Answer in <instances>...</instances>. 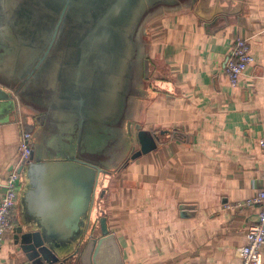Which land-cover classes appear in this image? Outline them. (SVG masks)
I'll return each instance as SVG.
<instances>
[{"label": "crops", "instance_id": "1", "mask_svg": "<svg viewBox=\"0 0 264 264\" xmlns=\"http://www.w3.org/2000/svg\"><path fill=\"white\" fill-rule=\"evenodd\" d=\"M208 23L216 24L207 30ZM155 24L149 29L154 81L150 77L142 90L140 120L157 147L106 175L97 189V207L103 202L102 216L119 248L107 264H241L260 207L236 205L263 188L264 0H200ZM238 37L248 40L254 63L234 88L224 70ZM5 66L0 59L2 78ZM10 97L0 85V195L19 162L25 129ZM26 129L35 135L33 127ZM28 189L24 173L0 264H30L15 232ZM96 212L92 229L99 234ZM261 258L264 264V248Z\"/></svg>", "mask_w": 264, "mask_h": 264}, {"label": "water", "instance_id": "2", "mask_svg": "<svg viewBox=\"0 0 264 264\" xmlns=\"http://www.w3.org/2000/svg\"><path fill=\"white\" fill-rule=\"evenodd\" d=\"M199 1L0 0V85L31 134L30 160L17 169L29 189L15 230L30 264H107L118 254L96 192L106 175L157 147L140 120L149 26ZM124 129L140 149L121 168Z\"/></svg>", "mask_w": 264, "mask_h": 264}, {"label": "built area", "instance_id": "3", "mask_svg": "<svg viewBox=\"0 0 264 264\" xmlns=\"http://www.w3.org/2000/svg\"><path fill=\"white\" fill-rule=\"evenodd\" d=\"M253 63L254 58L251 55L248 40L236 38L233 52L228 58L224 70L232 87L239 86L242 77ZM260 147L264 156V139L260 140ZM19 150L18 164L9 171L1 185L3 193L0 195V243L7 231L11 230L15 224L20 191V174L17 169L22 163H27L30 160L32 153L30 133L22 131ZM262 181L263 188L255 199L247 201L245 204L236 205L238 207L251 205L260 207L258 221L247 229L246 245L241 249V264H261V250L264 248V173Z\"/></svg>", "mask_w": 264, "mask_h": 264}, {"label": "rangeland", "instance_id": "4", "mask_svg": "<svg viewBox=\"0 0 264 264\" xmlns=\"http://www.w3.org/2000/svg\"><path fill=\"white\" fill-rule=\"evenodd\" d=\"M154 25H156L155 23H153L152 25H150L149 27V29H151V27H153ZM153 31V30H152ZM149 42H150V44H153L152 42H153V39H152V33H150V35H149ZM246 75V74H245ZM244 75V76H245ZM243 76V77H244ZM242 77V78H243ZM154 81V79L151 77V81ZM138 90H139V87H138ZM125 128H127V126L125 127ZM123 133L125 134V137L124 138H122L121 139V141H120V146H119V149L117 150V152H116V154L118 155V159L120 158V159H122L120 162H119V166L121 167H123V165H125V163L128 161V160H130V157H131V155L133 154V152H136V151H139V145H137V137H136V132L134 133V131H133V133H134V137H132L131 135V133H132V131H131V133L130 132H127L126 133V130L124 129V131H123ZM132 138H131V137ZM134 149V150H133ZM131 163H132V161H131ZM119 167V168H120ZM121 167V168H122ZM121 172V171H120ZM120 172H114L115 174H119ZM103 186V185H102ZM100 204H101V207H100V209H102L103 207H104V204H103V202H100Z\"/></svg>", "mask_w": 264, "mask_h": 264}]
</instances>
